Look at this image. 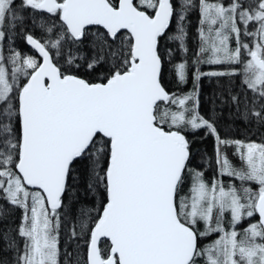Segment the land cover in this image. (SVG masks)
I'll list each match as a JSON object with an SVG mask.
<instances>
[{"label":"snow or ice","instance_id":"1","mask_svg":"<svg viewBox=\"0 0 264 264\" xmlns=\"http://www.w3.org/2000/svg\"><path fill=\"white\" fill-rule=\"evenodd\" d=\"M225 110L264 129V0H0V264H264V136L222 138Z\"/></svg>","mask_w":264,"mask_h":264},{"label":"trees","instance_id":"2","mask_svg":"<svg viewBox=\"0 0 264 264\" xmlns=\"http://www.w3.org/2000/svg\"><path fill=\"white\" fill-rule=\"evenodd\" d=\"M177 21H173L171 25L170 35L174 34L176 31ZM198 27H199V17L196 11H192L188 14V19L185 21V30L187 32V36L185 38V45L188 49L187 54L180 51L178 48V42L173 41L171 39H166L161 42V49L164 52L167 50H171V57L165 55V72H164V83L169 91H178L179 89H183L185 91H191V76L189 77V83L187 85L178 86L173 69L172 64L169 63V60L172 63H179L183 60L187 59L189 64H191L194 54L198 50ZM36 35H39V32H36ZM15 47L20 50L22 53L27 54L30 51L29 46L20 38L15 37ZM204 70L206 66H201ZM225 80L227 78H224ZM217 90V85L213 82H209L208 78H204L201 83V110L204 113H208L210 109V105L208 103V97H210L213 92ZM218 132L222 138L228 139H239V140H255L257 142L260 141L261 137L264 136V129H258L256 127H246L240 121L234 120L230 117L225 110L224 115L218 118L217 121ZM188 138L191 141L192 145V159L190 164L200 168L205 171L206 176L211 177L213 173L214 167V139L211 136H203L202 132L197 133H186ZM229 155L233 159L234 162L238 163V157L232 156V149H228ZM227 180V178H225ZM83 180L84 174L81 168V182L77 187L79 188V194L81 198H83ZM16 221L19 220L18 213L15 216ZM64 239L63 235L61 237V246L63 247Z\"/></svg>","mask_w":264,"mask_h":264},{"label":"rangeland","instance_id":"3","mask_svg":"<svg viewBox=\"0 0 264 264\" xmlns=\"http://www.w3.org/2000/svg\"><path fill=\"white\" fill-rule=\"evenodd\" d=\"M225 2H227V0H225ZM217 67H220V66H214L213 68H209V66H206L204 70H215V68Z\"/></svg>","mask_w":264,"mask_h":264}]
</instances>
